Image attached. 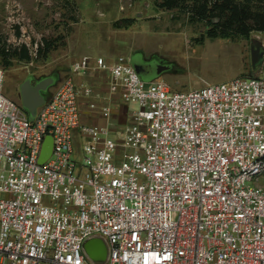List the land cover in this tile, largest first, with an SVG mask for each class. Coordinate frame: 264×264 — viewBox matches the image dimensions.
<instances>
[{
	"label": "built area",
	"instance_id": "built-area-1",
	"mask_svg": "<svg viewBox=\"0 0 264 264\" xmlns=\"http://www.w3.org/2000/svg\"><path fill=\"white\" fill-rule=\"evenodd\" d=\"M105 73L102 92L135 106L119 136L81 122L83 100L112 113L85 79ZM4 81L0 264H264V69L174 92L125 56H82L34 118Z\"/></svg>",
	"mask_w": 264,
	"mask_h": 264
},
{
	"label": "rangeland",
	"instance_id": "rangeland-1",
	"mask_svg": "<svg viewBox=\"0 0 264 264\" xmlns=\"http://www.w3.org/2000/svg\"><path fill=\"white\" fill-rule=\"evenodd\" d=\"M122 20L129 25L119 27ZM213 29L182 10L159 8L156 0H0V39L8 47H18V53L27 45L31 54V60L13 59L8 68L0 56L4 94L22 105L20 86L28 77L38 81L52 76L56 82L45 94L48 99L82 56H125L132 65L142 62L151 71L144 80L164 82L174 92L257 75L264 69V58L253 67L251 52L255 41L264 49V31L210 37ZM161 65L167 68L159 73Z\"/></svg>",
	"mask_w": 264,
	"mask_h": 264
},
{
	"label": "trees",
	"instance_id": "trees-1",
	"mask_svg": "<svg viewBox=\"0 0 264 264\" xmlns=\"http://www.w3.org/2000/svg\"><path fill=\"white\" fill-rule=\"evenodd\" d=\"M165 10L179 9L189 14L193 21H207L214 27L210 37L248 36L252 31H264V0H156ZM123 22V23H121ZM128 20L118 22L127 27ZM2 65L8 68L13 59L31 60L27 45L17 48L7 46L0 39Z\"/></svg>",
	"mask_w": 264,
	"mask_h": 264
},
{
	"label": "water",
	"instance_id": "water-1",
	"mask_svg": "<svg viewBox=\"0 0 264 264\" xmlns=\"http://www.w3.org/2000/svg\"><path fill=\"white\" fill-rule=\"evenodd\" d=\"M252 52V63L253 67L256 68L258 63L264 58V49L262 43L255 41L251 44ZM136 72L142 75L141 66L138 64L133 65ZM166 66L159 67V73L162 69H166ZM33 78L28 77L20 86L22 107L27 111L31 118L36 116L38 108H40L45 102V93L49 87L56 82L55 77H45L33 84ZM52 153V138L47 136L43 143V148L39 163L43 164ZM84 249L87 255L96 262H102L106 259L107 248L104 242L99 238L89 239L84 243Z\"/></svg>",
	"mask_w": 264,
	"mask_h": 264
},
{
	"label": "crops",
	"instance_id": "crops-1",
	"mask_svg": "<svg viewBox=\"0 0 264 264\" xmlns=\"http://www.w3.org/2000/svg\"><path fill=\"white\" fill-rule=\"evenodd\" d=\"M108 59L111 58L108 57ZM76 79L78 81L81 80V78L79 77H76ZM85 79L94 86L96 93L101 94L100 98L96 97L97 100L99 99L98 101L100 105L110 106L112 109V113L110 117H104L99 111H93L90 113L89 108L85 103V100H83L81 105L83 111V114L81 116L82 124L108 126L113 132L114 136H119L123 134L126 131L130 122L129 110L133 109L135 106L133 104H125L118 97L116 96L111 97L109 96V94L102 92L106 89L104 83H107L110 80L109 74L105 73V74H101L100 77L97 78L86 77ZM75 140L77 143L79 142L78 132L75 134Z\"/></svg>",
	"mask_w": 264,
	"mask_h": 264
},
{
	"label": "flooded vegetation",
	"instance_id": "flooded-vegetation-1",
	"mask_svg": "<svg viewBox=\"0 0 264 264\" xmlns=\"http://www.w3.org/2000/svg\"><path fill=\"white\" fill-rule=\"evenodd\" d=\"M141 64H140V66H141V69H142V75H141V77H146V76H148L150 73H151V71H148L147 70V68H146V66H145V64H143L142 62H140ZM33 82V84L36 82V81H32ZM47 93V92H46ZM45 93V94H46Z\"/></svg>",
	"mask_w": 264,
	"mask_h": 264
}]
</instances>
